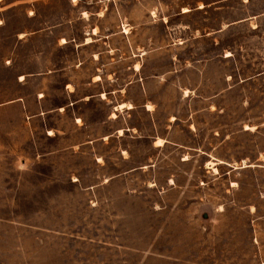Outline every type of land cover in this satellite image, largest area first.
<instances>
[{"label": "crops", "instance_id": "1", "mask_svg": "<svg viewBox=\"0 0 264 264\" xmlns=\"http://www.w3.org/2000/svg\"><path fill=\"white\" fill-rule=\"evenodd\" d=\"M33 1L37 0H0V30L9 25L10 11L18 10L27 19L0 58L4 68L18 60L25 65L14 78L19 94L1 102L0 109L21 108L22 147L29 146L36 128L41 129L51 146L38 151L36 158H51L53 172L68 171V181L82 179L74 174L75 168H60L59 163L88 160L91 167L83 178L91 176V181L79 185L91 202H98V189L104 190L100 202L117 194L135 197L145 190L154 191L156 203L164 202L176 186L182 192L191 186L198 189L197 172L214 175L220 164L264 171L262 144L255 159L262 163L250 159L252 143L246 140H251V125L239 130L245 142L237 146L233 132L220 135V103H240L237 85L246 81L236 63L244 47L237 32L245 28V20L230 19L225 26L205 29L202 20L191 22L201 15L203 7L198 5L195 13L183 6L174 22L165 15L155 24L151 12L160 6ZM46 7L51 8L50 19L43 18ZM120 22L126 23V34ZM225 35L226 44L221 41ZM31 44L35 46L25 48ZM203 113L212 114L210 127ZM4 123L11 124V118ZM221 149L233 157L242 150L240 158L233 159L243 163L221 158ZM136 173H147L143 184L135 183ZM178 173L185 181L181 185ZM118 183L121 190L114 193Z\"/></svg>", "mask_w": 264, "mask_h": 264}, {"label": "rangeland", "instance_id": "2", "mask_svg": "<svg viewBox=\"0 0 264 264\" xmlns=\"http://www.w3.org/2000/svg\"><path fill=\"white\" fill-rule=\"evenodd\" d=\"M33 3L66 5L67 0ZM99 3L125 8L130 4L160 6L151 12V23L155 24L165 15L166 20L168 16L174 22L183 6L195 13L197 5L203 7L201 15L193 16L191 22L202 20L205 29L225 26L230 19L245 20V28L237 29V40L244 47L236 63L239 76L246 81L237 85L236 99L240 103H220V135L227 137L233 132L237 146L245 142L239 130L251 125V140H246L252 143L250 159L262 163L255 159L259 146H264V74H260L264 70V0ZM51 14V8L46 7L43 18L50 19ZM6 18L9 25L0 30V58L13 44L14 33L21 30L20 23L27 20L18 10L10 11ZM125 25L120 22L119 27L126 34ZM221 41L226 44L229 38L225 35ZM22 64L18 60L11 68L0 65V105L19 94L14 78ZM18 117H22L18 105L0 109V264H264V171L232 170L220 164L214 175L207 170L197 172L198 189L191 186L182 192L176 186L166 193L164 202L156 203L158 197L152 190L135 197L117 194L108 202H100L104 194L100 189L98 202H91L79 185L91 181V176L83 178L91 167L88 160L71 158L58 165L75 168L80 182L68 181V171L53 172L51 158H36L38 151L51 146V140L36 128L29 146L22 147L25 135ZM201 117L210 127L212 114L203 113ZM9 118L11 124H5ZM139 147L147 145L140 143ZM224 151L221 149V158L234 162L242 150H237L236 157ZM178 174L181 185L185 181ZM135 176L139 185L148 178L147 173ZM120 190L118 183L112 191Z\"/></svg>", "mask_w": 264, "mask_h": 264}]
</instances>
